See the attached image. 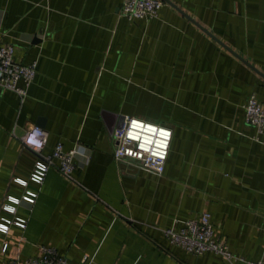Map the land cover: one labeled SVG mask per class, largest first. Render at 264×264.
Here are the masks:
<instances>
[{
	"label": "crops",
	"instance_id": "crops-1",
	"mask_svg": "<svg viewBox=\"0 0 264 264\" xmlns=\"http://www.w3.org/2000/svg\"><path fill=\"white\" fill-rule=\"evenodd\" d=\"M163 1L158 17L130 21L124 0H0L1 41L38 63L24 101L0 87V218L26 220L0 231V264L41 244L70 264H231L167 239L175 219L203 213L233 253L264 258V135L244 108L253 94L264 104V0ZM127 116L173 130L162 175L116 161ZM34 126L41 153L23 141ZM58 143L88 148V163L71 180L53 158L32 181ZM29 191L33 204L4 209Z\"/></svg>",
	"mask_w": 264,
	"mask_h": 264
},
{
	"label": "built area",
	"instance_id": "built-area-1",
	"mask_svg": "<svg viewBox=\"0 0 264 264\" xmlns=\"http://www.w3.org/2000/svg\"><path fill=\"white\" fill-rule=\"evenodd\" d=\"M164 4L163 0H124L121 7V15L130 21L149 20L158 17L159 11ZM2 18L0 19V87L17 93L24 101L28 94V88L33 82L37 61L29 64L19 62L15 57V45L1 41ZM246 122L256 129L254 139L261 141L264 135V104L256 95H251L244 105ZM135 122V124H134ZM149 127L154 131H149ZM171 132V138L167 140L164 147L165 137L160 135V131ZM35 134L40 146L28 143L30 136ZM115 148L114 157L119 163H137L146 169L162 175L166 161L169 156L173 139V130L165 125L146 121L141 118L127 116L122 127L114 132ZM23 141L29 147L36 149L39 153L44 149L47 136L45 131L39 126L29 129L23 136ZM157 141H160L158 144ZM264 143V141H262ZM88 151L82 145L66 151L62 143H58L51 156L40 155L35 163L34 171L31 175L32 181L42 184L45 176L53 164V158L58 159V169L67 178L74 180V173L77 169L83 168L89 161V151L87 155L83 151ZM166 153L163 158L160 153ZM37 196L36 192L29 191L23 197H9V203L4 206L8 212H14L16 205L26 202L33 204ZM12 223L25 228L26 220L19 218L11 220L6 217L0 218V231L7 233ZM164 233L173 245L183 248L189 253L204 254L212 252L224 257L231 264H264V258L247 259L233 253L226 243L218 240L215 235L214 224L208 213H203L197 218L186 220L175 219L171 227L164 229ZM8 243H5L2 251L6 252ZM87 257H84L78 264H84ZM4 264H70L67 255L60 253L55 247L41 244L35 256L25 259L9 260Z\"/></svg>",
	"mask_w": 264,
	"mask_h": 264
},
{
	"label": "clouds",
	"instance_id": "clouds-1",
	"mask_svg": "<svg viewBox=\"0 0 264 264\" xmlns=\"http://www.w3.org/2000/svg\"><path fill=\"white\" fill-rule=\"evenodd\" d=\"M134 124H135V122H134ZM148 130H149V131H154V129H152L151 127H149ZM160 135L163 136V137H165L164 147L166 148V146H167V140H169V139L171 138V132H166V131H164V130H161V131H160ZM28 143H29V144H32V145H36L37 147L40 146V143H39V141L36 139L35 134H33L32 136L29 137V139H28ZM157 143L159 144L160 141H157ZM165 154H166V153H164V152H161V153H160V155H161L162 158H163V156H164Z\"/></svg>",
	"mask_w": 264,
	"mask_h": 264
},
{
	"label": "water",
	"instance_id": "water-1",
	"mask_svg": "<svg viewBox=\"0 0 264 264\" xmlns=\"http://www.w3.org/2000/svg\"><path fill=\"white\" fill-rule=\"evenodd\" d=\"M123 123H124V122H122L121 125H120L119 127H122Z\"/></svg>",
	"mask_w": 264,
	"mask_h": 264
}]
</instances>
